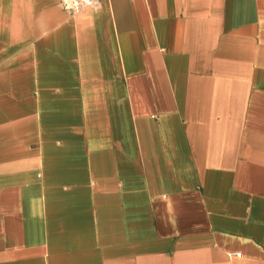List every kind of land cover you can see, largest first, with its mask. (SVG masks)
Segmentation results:
<instances>
[{
	"label": "crops",
	"instance_id": "0c3cea01",
	"mask_svg": "<svg viewBox=\"0 0 264 264\" xmlns=\"http://www.w3.org/2000/svg\"><path fill=\"white\" fill-rule=\"evenodd\" d=\"M0 264H264V0H0Z\"/></svg>",
	"mask_w": 264,
	"mask_h": 264
},
{
	"label": "built area",
	"instance_id": "2783aa9c",
	"mask_svg": "<svg viewBox=\"0 0 264 264\" xmlns=\"http://www.w3.org/2000/svg\"><path fill=\"white\" fill-rule=\"evenodd\" d=\"M62 5L66 10L78 13L88 7H98L100 0H62Z\"/></svg>",
	"mask_w": 264,
	"mask_h": 264
}]
</instances>
